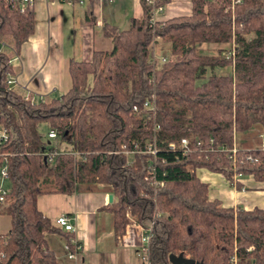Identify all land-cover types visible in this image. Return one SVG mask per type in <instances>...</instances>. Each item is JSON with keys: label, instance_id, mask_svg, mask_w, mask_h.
<instances>
[{"label": "trees", "instance_id": "obj_1", "mask_svg": "<svg viewBox=\"0 0 264 264\" xmlns=\"http://www.w3.org/2000/svg\"><path fill=\"white\" fill-rule=\"evenodd\" d=\"M140 1L143 14L127 28L104 24L110 50L70 59L67 91L31 102L6 79L12 54L34 29V11L0 0V124L8 132L0 163L8 168L3 210L11 217L10 229L0 234V264H64L46 236L62 229L37 208L36 197L72 192L77 182L111 185L115 200L106 208L116 233L130 217L151 227L148 264H172L170 253L202 264H232V257L264 264V208L224 206L196 174L199 167L220 172L237 188L238 173L264 180V0L233 7L232 0H192L189 15L153 23L152 4ZM159 41L169 45L161 52L167 60L151 61ZM232 41L235 52L227 55ZM225 66L230 73L220 72ZM153 94L154 112L143 107ZM237 133L259 136V145H239L232 161L218 148H231ZM183 137L185 154L167 148ZM149 140L157 153L137 152L128 164L125 154L110 152ZM63 142L69 148H60Z\"/></svg>", "mask_w": 264, "mask_h": 264}, {"label": "crops", "instance_id": "obj_2", "mask_svg": "<svg viewBox=\"0 0 264 264\" xmlns=\"http://www.w3.org/2000/svg\"><path fill=\"white\" fill-rule=\"evenodd\" d=\"M32 8L34 29L10 60L15 77L12 87L22 94L29 92L47 99L71 87L70 59L91 60L94 51L113 47L112 38L104 34L105 23L125 29L132 17L143 14L140 0H34ZM191 11L192 0H168L156 20L189 15ZM201 47L208 53H217L214 45ZM166 49L164 42L157 43V51ZM220 72L230 73L231 68L225 66ZM259 139L245 133H237L235 138L238 146L246 147L259 145ZM196 174L207 182L209 196L220 199L224 206L264 208V180L240 176L237 179L241 187L237 188L220 172L199 167ZM112 200V187L104 182H77L72 192H49L36 197L37 208L52 223L65 214L76 226L74 232L61 228L62 232L46 235L49 247L64 264H145L139 249L142 224L130 217L124 231L116 233L113 213L106 208ZM10 227L11 217L0 205V234ZM67 234L76 237L81 245L77 259L69 257L64 249ZM232 264L239 263L234 260Z\"/></svg>", "mask_w": 264, "mask_h": 264}, {"label": "built area", "instance_id": "obj_3", "mask_svg": "<svg viewBox=\"0 0 264 264\" xmlns=\"http://www.w3.org/2000/svg\"><path fill=\"white\" fill-rule=\"evenodd\" d=\"M9 1H13L18 3L19 5V9L22 11L24 10L26 7H32L33 5V1L34 0H9ZM69 3H73L74 0H66ZM79 2H82L83 0H78ZM157 0H147L148 3L152 4V8H151V22L153 23L154 21H156V17L157 14L162 12L165 4L166 3H160V4H155ZM242 0H232V7L235 3H239ZM235 43L232 41L231 43V47L229 48V50L227 51V55H233L235 52ZM149 59L151 61H160L163 62L165 60H167V56L161 52H158L155 48H153L152 53L149 57ZM8 85L10 87L13 86V84L15 83V77L11 74H9L7 76L6 79ZM23 97L25 99H29L31 102H37V101H45L47 100V98L44 95H36V94H32L29 92H26L23 94ZM143 107L147 108L148 110L154 112L155 110V99H154V94L151 96V98H147L144 100L143 102ZM133 110H137L138 106L137 105H133L132 106ZM159 128V124H156L154 126V129ZM48 136L51 138H55L56 137V131L54 129H51L48 131ZM8 138V132H7V128L0 124V143H2L3 141H5ZM188 139L186 137L181 138L179 144L176 141H170L168 143L167 148L169 150L172 151H177L179 150L181 154H185L189 149H188ZM260 146L263 148L264 147V137L260 143ZM238 145L234 142L233 146L231 148H226L224 145L219 147L218 150H227V154L228 157L232 160L235 161L236 159V150L238 149ZM157 147L155 145V140H149L147 142H145L143 144V146L138 145L137 143L134 144V147H128L126 146L125 143H123L121 145V149L120 150H111L110 152L112 153H116V152H122L123 154H125L126 156V163H130L133 161L134 159V155L137 152H148L150 154L155 155L157 153ZM1 155V152H0ZM250 158V156H248ZM149 167L152 169L153 164L150 163ZM236 177H240V174H236ZM8 180V168L7 165L5 163H0V205H3L4 203H6V195L7 193L10 191V186H7L5 184V182ZM153 183L155 185L157 184H161L160 181L158 180H154ZM54 225H56L57 227L63 228L66 231H72L74 232L76 229V226L74 225V223L72 221H70V218L65 215H59L58 217H56L55 221H54ZM151 235V227H144L143 226V231H142V235H141V244L139 246L140 252L142 254L143 257V261L145 262V264H148V256H147V250H148V241ZM81 248L80 243L78 242V240L76 239V237L71 236L70 241H65L64 242V249L67 252V255L71 258L77 259L78 257V253L79 250ZM234 260H236L235 257L231 258V261L233 262Z\"/></svg>", "mask_w": 264, "mask_h": 264}, {"label": "water", "instance_id": "obj_4", "mask_svg": "<svg viewBox=\"0 0 264 264\" xmlns=\"http://www.w3.org/2000/svg\"><path fill=\"white\" fill-rule=\"evenodd\" d=\"M112 198V194L110 195V199ZM169 260L172 264H202V262H197L192 258L184 257L182 253L179 254H169Z\"/></svg>", "mask_w": 264, "mask_h": 264}, {"label": "rangeland", "instance_id": "obj_5", "mask_svg": "<svg viewBox=\"0 0 264 264\" xmlns=\"http://www.w3.org/2000/svg\"><path fill=\"white\" fill-rule=\"evenodd\" d=\"M166 46H169V45L166 43ZM45 128H46V126L44 125L43 129H45ZM235 138H236V135H235ZM53 143H59V138L53 139ZM235 143L238 144V142H237L236 140H235ZM59 144H60V143H59ZM59 147H60V148H64V147L69 148V145H68L67 143L63 142V143H61V145H59ZM5 184H6L7 186H9V181L7 180V181L5 182ZM6 204H7V202L4 203V204L1 205V206L4 207Z\"/></svg>", "mask_w": 264, "mask_h": 264}]
</instances>
